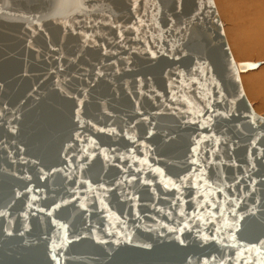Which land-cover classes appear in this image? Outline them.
Listing matches in <instances>:
<instances>
[{"label":"water","instance_id":"95a60500","mask_svg":"<svg viewBox=\"0 0 264 264\" xmlns=\"http://www.w3.org/2000/svg\"><path fill=\"white\" fill-rule=\"evenodd\" d=\"M213 0H0V264H264V115Z\"/></svg>","mask_w":264,"mask_h":264},{"label":"bare ground","instance_id":"6f19581e","mask_svg":"<svg viewBox=\"0 0 264 264\" xmlns=\"http://www.w3.org/2000/svg\"><path fill=\"white\" fill-rule=\"evenodd\" d=\"M220 9L222 13L225 14L229 20H231V16L235 17V19L232 20L230 24L229 34L231 35L233 39V43L235 47L238 49L239 55L242 58L243 57L247 58L250 56L253 57V55H255V51L253 49H251L250 47L245 48V45L253 40H258L262 50L264 51V0H220ZM223 33H225L224 30ZM256 69L258 68L247 70L246 72H241L240 81H241V74L251 72ZM262 79H263L262 76L255 77L254 79L255 85L261 88L259 93L260 95H264V82L262 81Z\"/></svg>","mask_w":264,"mask_h":264},{"label":"rangeland","instance_id":"374dc122","mask_svg":"<svg viewBox=\"0 0 264 264\" xmlns=\"http://www.w3.org/2000/svg\"><path fill=\"white\" fill-rule=\"evenodd\" d=\"M215 7L217 9V13L219 14V18L221 20L224 34L226 37V41L228 43V46L230 48V51L232 53L233 59L236 63H242V62H253V63H259L260 66L258 69L243 73L241 74V84L244 90V93L248 99V102L250 103L251 107L253 110L260 116L264 115V95H260V87L255 85V77L262 76L263 79L262 81L264 82V51L262 50L259 41L258 40H253L248 42L245 45V48H251L255 51V55L253 57H247V58H242L239 55L238 49L235 47L233 43V39L231 35L229 34V28L232 20L235 19V17L231 16V20L227 18L225 14L222 13L220 9V0H213ZM228 32V33H227ZM227 35V36H226ZM228 38V40H227ZM239 55V56H238ZM242 58V59H241ZM262 59V60H261ZM261 60V61H260Z\"/></svg>","mask_w":264,"mask_h":264}]
</instances>
